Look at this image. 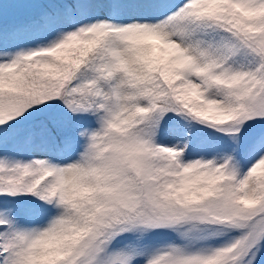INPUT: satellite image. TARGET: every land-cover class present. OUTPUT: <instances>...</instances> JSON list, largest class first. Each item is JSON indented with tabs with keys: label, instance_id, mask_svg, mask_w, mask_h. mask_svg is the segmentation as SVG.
<instances>
[{
	"label": "snow or ice",
	"instance_id": "snow-or-ice-1",
	"mask_svg": "<svg viewBox=\"0 0 264 264\" xmlns=\"http://www.w3.org/2000/svg\"><path fill=\"white\" fill-rule=\"evenodd\" d=\"M0 264H264V0H0Z\"/></svg>",
	"mask_w": 264,
	"mask_h": 264
}]
</instances>
